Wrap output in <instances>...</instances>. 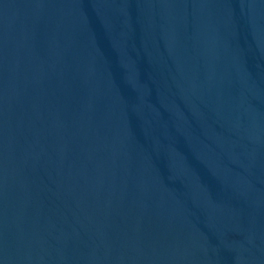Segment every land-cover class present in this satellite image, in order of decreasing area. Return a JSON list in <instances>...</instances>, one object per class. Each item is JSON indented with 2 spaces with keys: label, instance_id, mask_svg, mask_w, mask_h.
Wrapping results in <instances>:
<instances>
[{
  "label": "water",
  "instance_id": "1",
  "mask_svg": "<svg viewBox=\"0 0 264 264\" xmlns=\"http://www.w3.org/2000/svg\"><path fill=\"white\" fill-rule=\"evenodd\" d=\"M0 264H264V0H0Z\"/></svg>",
  "mask_w": 264,
  "mask_h": 264
}]
</instances>
